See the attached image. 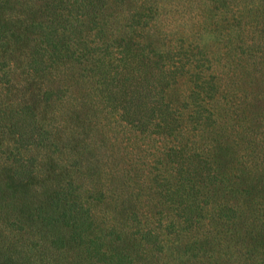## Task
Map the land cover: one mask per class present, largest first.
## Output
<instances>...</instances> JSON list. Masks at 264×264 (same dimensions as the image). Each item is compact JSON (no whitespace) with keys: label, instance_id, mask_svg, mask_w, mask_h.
Segmentation results:
<instances>
[{"label":"rangeland","instance_id":"obj_1","mask_svg":"<svg viewBox=\"0 0 264 264\" xmlns=\"http://www.w3.org/2000/svg\"><path fill=\"white\" fill-rule=\"evenodd\" d=\"M106 58L179 118L127 121ZM17 158L34 174L0 181V253L25 264H264V0H0V167Z\"/></svg>","mask_w":264,"mask_h":264},{"label":"trees","instance_id":"obj_2","mask_svg":"<svg viewBox=\"0 0 264 264\" xmlns=\"http://www.w3.org/2000/svg\"><path fill=\"white\" fill-rule=\"evenodd\" d=\"M135 52H139V51L134 50V51H129V53L127 52V54L123 57L124 60L127 56L126 62L131 64V61H134L136 57L141 56L140 62L142 66L144 67L147 66L149 71H151L154 60L150 55V52L141 51L138 54H136ZM162 56L163 55H160L161 58H163ZM102 60L105 62L100 61V64L96 66L97 71L100 73L104 71L103 74L105 75L104 80L106 84H109L110 82L115 83L113 85L112 90L110 89V94L113 95L115 101H119L121 108H123L124 110L125 119L127 121H134L140 123L147 121V123H149L148 121L150 122L152 121L151 117H155V121L159 125H161L162 128H166L171 124L172 119L179 118L178 115H175L171 112H162L161 114H157L153 109H151V111L153 112L154 115H149L147 113L149 110L142 112L143 109L140 108L146 107L148 105V102L146 101V97H145V91H148V89L143 83L144 79L142 78L143 80H141V77H139L135 87L132 83L134 80V75L130 71L131 70L130 65H128L127 68H123L124 70H121L119 72L116 71V75H113L111 77V81H109L107 77L109 75L110 72L109 68L110 66H112L113 60L110 58L109 59L106 58L105 60L104 59ZM148 86L151 89L155 88V84L153 83V81ZM163 100H167V99L161 97L159 102L162 103ZM133 105L136 107H133ZM10 164L13 165V167L9 168L10 170L9 173L4 172L2 167H0V181L2 182V184L4 185V183H6L8 186L7 185L4 186H6L9 189L12 188L11 186L13 184L14 187H16L17 189L27 186L28 177L32 175V172L34 174V170H33L34 166L32 162H30L28 158H17V160L11 162ZM2 203L3 202L1 201L0 209L2 208ZM7 217L2 218V222H0V232L9 235L8 231L10 230H8V226H6L8 222ZM9 219L11 220L10 216ZM4 248L9 250V255L0 253V264H25V259L20 258L18 260V258L15 257L14 251H11L9 246H5Z\"/></svg>","mask_w":264,"mask_h":264}]
</instances>
